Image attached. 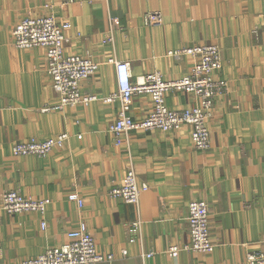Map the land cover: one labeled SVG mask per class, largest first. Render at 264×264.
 I'll return each instance as SVG.
<instances>
[{"label":"crops","instance_id":"0c3cea01","mask_svg":"<svg viewBox=\"0 0 264 264\" xmlns=\"http://www.w3.org/2000/svg\"><path fill=\"white\" fill-rule=\"evenodd\" d=\"M152 11L160 12V21L145 23ZM47 14L70 24L65 53L97 62L80 90L98 96L117 88L108 59L129 61L133 79L151 71L173 78L189 72L192 59L168 51L192 43L218 45V75L227 87L214 99L207 121L210 146L197 149L189 125L131 130L117 145L107 131L117 117V100L46 108L58 94L45 52L15 47L12 29L25 16ZM165 101L184 108L196 99L171 90ZM150 108L148 94H135L130 114L141 118ZM59 132L68 139L45 156L11 151L13 142ZM128 166L148 184L136 205L108 192L122 183ZM9 189L49 203L43 214L0 208V264H20L67 242V232L80 220L97 249L113 254L98 264H249L246 253L264 247V0H0V202ZM73 191L81 205L67 198ZM194 199L207 202L213 249L169 256L168 246L189 241L187 204ZM136 216L140 234L129 242L125 224ZM148 251L152 255L144 256Z\"/></svg>","mask_w":264,"mask_h":264},{"label":"built area","instance_id":"2783aa9c","mask_svg":"<svg viewBox=\"0 0 264 264\" xmlns=\"http://www.w3.org/2000/svg\"><path fill=\"white\" fill-rule=\"evenodd\" d=\"M67 1V0H64ZM70 1V0H69ZM161 14L158 11L144 15L145 23L158 22ZM68 21H59L54 15H29L21 18L12 29V43L23 49L41 47L45 52L46 71L51 79V86L58 94V101L46 108L62 109L66 105L86 104L92 100L111 102L117 100L119 109L116 119L111 122L107 131L113 136L115 144L126 142L131 130L162 131L177 130L183 125L190 126V138L193 145L200 150L210 146V130L207 125L214 99L223 93L227 80L218 75L222 66L220 48L213 43H192L169 54L181 53L190 56L192 66L189 72L173 78H165L158 71H151L141 77L132 78L130 62L127 60L108 59L114 64L117 88L104 96L87 94L80 90V82L91 77L97 69V62L89 56L76 53H65ZM184 91L192 94L195 104L184 108H171L165 101L168 91ZM145 93L150 96L151 108L141 118H133L130 114L132 98L135 94ZM79 136V135H78ZM67 132H59L42 139L30 137L13 142L11 151L14 155L45 156L53 148L61 147L68 139ZM148 188L145 181L137 179L132 166L125 170L121 184L112 186L109 195L122 202L136 205L141 193ZM69 200L83 203L77 192L67 194ZM49 198H35L23 194L17 189L5 190L1 194L0 208L7 213L35 211L43 214ZM209 210L204 199L190 200L187 204V223L189 241L180 245L174 244L166 248L169 256H176L180 250H192L209 253L214 244L209 234ZM46 225L41 221V227ZM127 239L135 241L141 230L138 216L125 224ZM68 241L45 248L41 253L23 258L20 264H98L103 260H111L113 254H103L97 249L92 232L84 220L67 232ZM264 244V235L261 238ZM122 255L126 254L121 249ZM153 251L144 253L150 257ZM249 264H264V247L246 253Z\"/></svg>","mask_w":264,"mask_h":264}]
</instances>
